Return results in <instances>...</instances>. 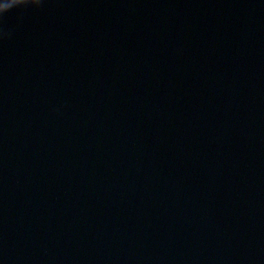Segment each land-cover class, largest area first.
<instances>
[{"label": "water", "instance_id": "95a60500", "mask_svg": "<svg viewBox=\"0 0 264 264\" xmlns=\"http://www.w3.org/2000/svg\"><path fill=\"white\" fill-rule=\"evenodd\" d=\"M0 264H264V0L0 14Z\"/></svg>", "mask_w": 264, "mask_h": 264}, {"label": "clouds", "instance_id": "9594fccd", "mask_svg": "<svg viewBox=\"0 0 264 264\" xmlns=\"http://www.w3.org/2000/svg\"><path fill=\"white\" fill-rule=\"evenodd\" d=\"M29 3L30 0H3V3H0V14L6 13L18 6H27Z\"/></svg>", "mask_w": 264, "mask_h": 264}]
</instances>
